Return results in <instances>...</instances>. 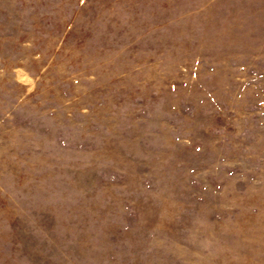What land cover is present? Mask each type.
I'll use <instances>...</instances> for the list:
<instances>
[{
	"label": "rangeland",
	"instance_id": "374dc122",
	"mask_svg": "<svg viewBox=\"0 0 264 264\" xmlns=\"http://www.w3.org/2000/svg\"><path fill=\"white\" fill-rule=\"evenodd\" d=\"M0 264H264V0H0Z\"/></svg>",
	"mask_w": 264,
	"mask_h": 264
}]
</instances>
